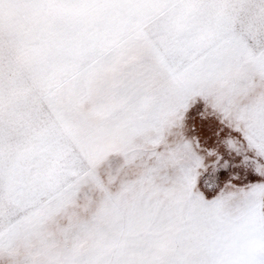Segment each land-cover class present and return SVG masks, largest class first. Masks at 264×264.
<instances>
[{
    "label": "snow or ice",
    "instance_id": "obj_1",
    "mask_svg": "<svg viewBox=\"0 0 264 264\" xmlns=\"http://www.w3.org/2000/svg\"><path fill=\"white\" fill-rule=\"evenodd\" d=\"M125 2L139 8L146 0L26 5L51 37ZM108 97L123 106L113 138L142 172L112 194L94 166L85 169L84 191L94 188L99 199L84 201L91 215L70 251L49 253L44 264H264V0H223L149 34L144 50L114 76ZM137 133L142 143L129 144ZM64 166L47 147L0 162V250L37 227L41 213L59 211L74 196L79 201L78 182L43 188ZM234 180L243 183L233 187ZM231 201L240 206L230 210ZM81 238L90 241L84 254ZM22 264L41 262L28 256Z\"/></svg>",
    "mask_w": 264,
    "mask_h": 264
},
{
    "label": "rangeland",
    "instance_id": "obj_2",
    "mask_svg": "<svg viewBox=\"0 0 264 264\" xmlns=\"http://www.w3.org/2000/svg\"><path fill=\"white\" fill-rule=\"evenodd\" d=\"M221 2L146 0L139 8L125 2L114 13H97L78 28L46 37L26 0H0V162L47 147L65 166L46 179L44 190H68L78 182L81 194L51 215L41 213L37 227L17 235L13 248L0 250V261L22 264L33 256L44 264L49 253L63 257L70 251L91 215L84 201L95 203L100 196L94 188L84 191L88 167L94 166L112 194L134 183L142 169L124 160L128 146L113 138L122 127L115 114L123 107L108 97L114 76L144 50L149 34L175 28ZM142 141L137 133L129 144ZM89 248V239L81 238L78 254Z\"/></svg>",
    "mask_w": 264,
    "mask_h": 264
},
{
    "label": "trees",
    "instance_id": "obj_3",
    "mask_svg": "<svg viewBox=\"0 0 264 264\" xmlns=\"http://www.w3.org/2000/svg\"><path fill=\"white\" fill-rule=\"evenodd\" d=\"M241 182L243 183L242 180H234L233 181V187H239L238 185H242ZM200 191H202V190H200ZM205 195H207V194L205 193ZM239 206L240 205H239V202L238 201H231V202H229V205H228V207H229L230 210H235Z\"/></svg>",
    "mask_w": 264,
    "mask_h": 264
},
{
    "label": "flooded vegetation",
    "instance_id": "obj_4",
    "mask_svg": "<svg viewBox=\"0 0 264 264\" xmlns=\"http://www.w3.org/2000/svg\"><path fill=\"white\" fill-rule=\"evenodd\" d=\"M242 183V182H241ZM239 187L241 186V185H238Z\"/></svg>",
    "mask_w": 264,
    "mask_h": 264
}]
</instances>
